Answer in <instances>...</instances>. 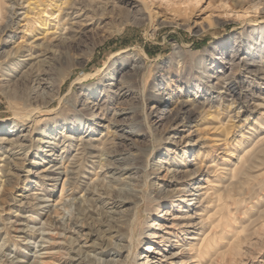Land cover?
<instances>
[{"label":"rangeland","instance_id":"374dc122","mask_svg":"<svg viewBox=\"0 0 264 264\" xmlns=\"http://www.w3.org/2000/svg\"><path fill=\"white\" fill-rule=\"evenodd\" d=\"M2 2L0 134L6 133L7 125L16 119L15 110L25 112L38 106V111L13 132L14 135H29V153L17 160L18 169L11 167L9 170L10 164L5 167L6 172L13 175L10 185L3 182L6 179L4 173L0 174V227L3 228L0 245L5 239L8 247L4 250L8 249L5 251L9 257L22 261L17 264L33 263L40 253L39 245L43 246L41 255L45 257L47 252H61L52 258L49 255L47 264H87L84 259L86 253L76 256V252H69L64 244H53L51 246L55 248L47 249L50 243H43L42 236L53 234L59 242L64 240L56 235L58 230L50 226L49 220L57 219L59 214L64 215L65 220L74 218L79 198L86 194V187L102 178L109 170L108 166L140 167L136 182L142 187L144 201L138 208L128 203L117 208L124 214L140 210L142 225L136 233L139 237L140 230H150L148 226L155 219L170 224L173 217L185 214L181 209L193 215L199 210L197 205L187 207L182 203L179 206V202L172 203L163 198L159 218L155 210L158 202L150 200L149 194L156 189H165L170 195L174 190L185 187L189 192H195L201 185L207 187L199 191L203 193L211 190L217 180H222L220 184L225 186L226 179L222 177L235 167L245 147H251L258 140V135L264 134V0ZM254 4L259 5L261 13H251L246 19L227 13L234 5L236 10H240ZM253 18V21L246 22ZM40 42L50 44L57 54L64 51L63 63L49 68V74L39 89L34 88L30 76L22 75L26 70L24 64L11 68L9 73L17 79L8 81L11 76H3L2 73L4 64L11 59V51L23 50L28 55L26 58L31 53L40 55L42 49L36 47ZM138 65L140 71L136 78L131 79L128 75ZM236 80L241 94L237 99L226 92L228 85ZM156 95L161 96L164 102L157 103L153 98ZM183 100L188 101L189 108L195 111L191 120L172 116L177 101ZM93 101L98 104L95 111L86 107ZM79 117L93 119L96 123L86 139L114 131L115 125L129 127L134 124L142 131L140 135H130L129 139L117 140L110 149V157L81 162L78 172L81 181L70 187L67 184L71 178L70 164L78 141L74 138L65 142L63 133L71 135L73 132L66 130L62 133V128H59L54 139L56 144L49 147L39 143V129L63 124L64 120L76 123ZM201 145L210 154L199 161L195 151ZM38 153H41L42 160L37 159L39 162L36 163ZM55 163L60 168L55 172L52 168V179H44L43 174L49 173L43 172L44 167ZM207 163L212 165L209 171L205 167ZM3 164L5 161H0V165ZM199 167H202V172L191 179L182 173ZM255 174L259 178L250 182L254 189L249 185L250 192L239 195L243 204L239 208L247 209L246 214H243L244 209L239 214L249 229L242 235L252 233L256 237L250 236L249 243L244 245L242 253L232 264H264V167ZM209 180L215 182L210 184ZM63 185L66 187L64 190ZM189 192L184 196L187 199L190 198ZM62 195L65 199L54 209ZM118 195L119 191H110L106 198L95 202L97 212H90L83 219L82 230L86 235L83 237L85 240L79 241L80 245L85 241L88 245L103 243L111 250L103 254L90 251L97 261L115 257L109 246L118 243L114 232L116 220H108L109 216L104 211L112 208L111 202ZM168 211L171 215L165 216ZM123 213L112 215L119 219ZM164 217L167 221L162 219ZM22 229L36 233V236L30 239L32 237ZM200 229L191 228L193 231ZM189 233L185 235L194 232ZM183 236L172 239H181L179 242L183 244L186 243ZM29 239L31 243L26 244ZM149 242L143 236L141 242L132 249L129 247L120 258H126L131 250L128 258L133 262L134 257L142 256ZM175 244L167 242L163 252L171 256L180 251L182 248ZM72 256L76 259L70 260ZM181 259L183 257H177L174 264H180ZM214 264H230L229 257Z\"/></svg>","mask_w":264,"mask_h":264},{"label":"bare ground","instance_id":"6f19581e","mask_svg":"<svg viewBox=\"0 0 264 264\" xmlns=\"http://www.w3.org/2000/svg\"><path fill=\"white\" fill-rule=\"evenodd\" d=\"M2 1L4 0H0V11L2 10ZM235 8L236 7L234 5V7H231L230 11L227 13L229 15L232 14L236 18L246 19L251 13H261L258 4L249 5L246 8L243 7L242 9H240L243 11L236 10ZM253 20L254 18L246 20V22H251ZM36 47L42 49V54L35 56L33 53H31L29 54V58H26L28 55L25 54V51L23 50L15 49L11 51V59L7 63H3L6 66L3 67L5 70L3 71L2 75L11 76L9 79H7L8 81L16 80L17 76L11 75L9 72L14 65L24 64L26 70L22 72V75L30 76L33 79L35 89H39L40 87H42L44 80H46V75L49 74V68L54 66L55 64L63 63L65 55L64 51H61V53L57 54V51L54 50L52 46L46 42H40L36 44ZM139 71L140 67L138 65L136 70L130 73L128 76L131 79H134L138 75ZM226 92L236 99L240 98L241 94H239L238 91V81H232L228 85ZM153 98L159 104L164 102L163 98L159 95H156ZM97 105L98 104L93 101L90 106L87 104L86 107L95 111L94 109L97 107ZM100 110H102V108ZM37 111L38 106L32 107L25 112L15 110L16 119L13 120L10 125H7L9 129L6 133L0 134V161H5V164L0 165V174L4 173L6 179L5 181L3 180V182H6V185L11 184V182L13 181V175H10L9 172H6L7 169L5 170V167L10 164V168L12 167L18 169L17 160L22 158L21 155L26 154L27 156L31 146L29 142L30 139L28 137L29 135L27 133H16L14 135L13 132L17 131L21 126H23L22 123L30 119L32 114ZM194 115L195 111L194 109L189 108L188 101H177L172 116L183 117V119L191 120ZM93 124H96L93 119H81V117H79L76 123L74 121L64 120L63 124L56 123L52 126H47L46 130L45 128L39 129V134L41 135V137L39 136L38 139L39 143L48 144L49 147L53 144H56L55 140L59 133V128H62V133L66 130L73 132V134L71 135H67L68 132L63 133V135L65 134V136H63L64 141L66 140L65 142L71 141L74 138H76V141H78L77 151L73 155L70 164L69 174H71V178L68 179L67 182L70 187L73 185L75 186V184H78V182L81 181V178L78 175L79 165L81 162L93 160L94 158L103 159V156L110 157V149L114 146L115 143H117V140L129 139L130 135H140L142 131L140 126H136L134 124L130 125L129 127H124L123 125L117 126L114 124V131L109 130L107 133L102 132V136L99 135L92 139H86V137L88 136L87 133L89 132L90 128H92ZM105 127L107 128L108 126L106 125ZM257 138L258 140H256V142H254L251 147H245V152L241 157H239V161L235 165V167L230 169L222 177L226 179L225 186H221V184L223 183L222 180H220V182H217V180V184L214 180H209L208 182L210 184H213L215 182V185H212L211 190L207 189L203 193L199 191L207 187L201 185L198 186V189H196L195 192H189L190 190H187L185 187L180 188L178 191L174 190L170 195H167V191L165 189H156L148 195V198H150V200H152L153 202H158L155 205V210L159 218L161 217L159 216V213L160 208L163 204V198H165V200L167 201H172V203L179 202V206L182 203H186L187 207H190L192 205H194L195 207V205H197V209L199 210L195 212L196 215H193L190 212L181 209V212H185L182 217H173L170 224L162 223L160 222V220L155 219L151 221L150 225L148 226L150 230L144 232H141L140 230V234L138 235L139 237H137V230H139L140 226L142 225V222L140 221V210L137 209V211L132 214H124L121 209L120 211H117V208H122L127 203L134 206L135 208H138L142 204V201H144V199L142 198V187L136 182L138 179L137 174L139 173L140 167H137L135 165H127L121 167L108 166L107 168L109 170L103 175V177L101 176L102 178H98L97 181H95V183L91 185V187H86V194L79 198L78 205L76 207V216L74 218L65 220L64 215L57 213L59 214L57 219L49 220L48 223L50 224V226L54 227L55 230H58L56 235L60 236L61 239L64 240H61L59 242L54 238L55 236L51 234L50 237L42 236L44 237L42 239V242L50 243V247H48L47 249L55 248L51 246L53 244H64L68 246L67 249L69 250V252H76V256H79L82 252H84L86 253V257L84 259L87 264H174L177 257H183V259L180 260V264H189L188 262H193V264H214L217 260L226 261V257H229L230 264L235 263L236 256H239L242 253L244 245H246L247 242L249 243V238L252 235V233L250 232V234L242 235V233L245 232L246 229H248V226L246 227L245 225L246 220L243 217L240 218V214L242 212L241 210H243L244 208H239L240 205H243L240 203V199L242 198H239V195L242 193L244 194L245 191L250 192L251 180L259 178V175L255 173L257 172V170L264 167V134H259ZM203 148L204 145H201V147L195 151L196 158L199 159V161H201L202 158L206 159L210 154L209 152L204 151ZM51 153L55 155V153ZM41 157V153H38L37 157L35 158L36 163L39 162L37 161V159H40ZM211 166V164H205V167L208 171ZM12 168L9 170H12ZM52 168H55L53 170V172H55L60 167H57V163L44 167L43 172H49L48 174H43L42 177H44V179H52L50 176V173H52V171L50 170ZM201 172L202 167L186 169L182 173H184L188 179H191L193 176H197ZM177 173L179 172L177 171ZM55 174L57 175L59 174V172H56ZM55 179L56 177L54 176L53 180ZM65 188V185H63V190ZM252 188L254 189V187ZM112 190L119 191V195L116 200L111 202V204L113 205L112 208L105 209L104 213L109 216L108 220H116V231L114 232H116L115 237L118 239V243H113L110 246L108 245L109 248H112V250L114 251L115 257L113 259L97 261L93 259L95 257H93L90 251H98L103 254L111 250H108V247L102 245L103 243H92L91 245H88V241H85L84 244L80 245L79 241L85 240L83 237L86 235V232L82 230V227H84L83 219L87 218L90 212H97V206L95 202L106 198ZM187 192H189L188 196H190V198L188 199L184 197L187 196ZM126 193L130 195L127 194L128 196H126ZM64 199L65 196L62 195L55 204L54 209H56L58 207V204ZM246 210L247 209H244L243 214H246ZM115 213L116 215L120 213H123L124 215H120L118 219L117 217L115 218V216L112 215ZM262 213H264V211H262ZM164 215H171V212H165ZM162 219L164 221H167L165 217ZM250 223L252 224L251 221ZM74 226H76L77 228H74ZM198 226L201 228L200 231L191 230V228H199ZM2 229L3 228L0 227V232L2 231ZM239 229H241L240 232ZM27 231L28 230L22 229V232L32 237L30 239H33V237L36 236V233H27ZM189 232L194 233L192 235L186 236L185 234H191ZM182 234H184L183 238L184 241L186 240V243L181 244L179 242L181 239H172L173 237L182 238ZM143 236L144 239H148V242L150 241L151 243L149 242L148 244H146L144 253L141 254L142 256L140 258L136 256L134 257V261L130 262V259L128 257L129 253H131V250L128 252L126 258H120L123 256L124 251L128 250L129 247L132 249V247L134 248L139 242H141V238ZM30 239L26 241V244L31 243ZM44 239H47L49 241H45ZM167 242H176L175 245L181 247L182 249L171 254V256H168L165 252H163V246L166 245ZM5 247L7 248L8 245L5 239H3V242L0 245V264H17L19 262H22L17 257L13 256L12 258H10L9 254H7V252L5 251L8 249L4 250ZM39 247L40 253L36 256L37 259L31 264H47L48 258H50V256L52 258L53 255L61 253L60 251L47 252L48 255L45 257L41 255L43 254L41 252V250L44 249L42 248L43 246L39 245ZM85 247L89 249L92 248V250L84 249ZM69 252L67 254H69ZM76 256H72L69 258L70 260H75Z\"/></svg>","mask_w":264,"mask_h":264}]
</instances>
